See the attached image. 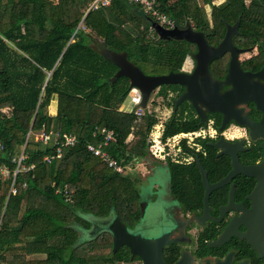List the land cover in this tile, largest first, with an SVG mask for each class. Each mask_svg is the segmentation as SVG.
<instances>
[{
  "label": "trees",
  "instance_id": "trees-1",
  "mask_svg": "<svg viewBox=\"0 0 264 264\" xmlns=\"http://www.w3.org/2000/svg\"><path fill=\"white\" fill-rule=\"evenodd\" d=\"M157 2L179 26L204 24L200 0ZM91 3L0 0V142L6 147L0 166L16 170L13 160L24 147L25 164L35 165L18 175L16 195H10V180L0 181V264H116L123 253H113L111 232L81 241L80 231L92 226L87 217L120 218L127 224L141 216L139 181L116 173L88 146L98 145L107 128L117 142L106 150L126 170L147 159L150 134L159 122L157 97L168 109L173 98L161 89L151 114L123 109L130 81L121 77L113 83L117 65L92 45L105 40L110 50L127 52L146 75L161 76L176 72L178 63L180 68L188 64L185 43L159 41L151 29L154 20L141 6L111 0L110 6L89 11ZM54 102L57 111L51 114ZM199 129L169 122L164 139ZM41 131L67 133L77 143L47 163L44 158L55 145L36 141L34 134Z\"/></svg>",
  "mask_w": 264,
  "mask_h": 264
},
{
  "label": "flooded vegetation",
  "instance_id": "flooded-vegetation-1",
  "mask_svg": "<svg viewBox=\"0 0 264 264\" xmlns=\"http://www.w3.org/2000/svg\"><path fill=\"white\" fill-rule=\"evenodd\" d=\"M202 3L204 24L192 29L208 54L222 49L209 64L212 83L197 79L199 46L185 44L188 68L176 71L189 76L201 110L183 102L161 118L165 129L177 121L201 135L150 156L140 187L149 194L125 224L130 240L116 264H264V0ZM172 87L173 101L186 92Z\"/></svg>",
  "mask_w": 264,
  "mask_h": 264
},
{
  "label": "water",
  "instance_id": "water-1",
  "mask_svg": "<svg viewBox=\"0 0 264 264\" xmlns=\"http://www.w3.org/2000/svg\"><path fill=\"white\" fill-rule=\"evenodd\" d=\"M152 29L157 34L159 41H179L184 42L186 45L194 43L199 46V55L196 56L198 60V67L196 69V75L198 80H202L203 83L211 82L212 77L209 71V64L212 58L218 57L222 53L221 48L211 50V53H207V43L202 33H196L192 29L191 23L188 21L185 26L177 25L173 29H168L156 22L152 23ZM92 48L97 51L104 59L113 62L118 67V72L112 78V82H116L121 77H126L130 81L129 88L131 91L136 89L141 96V101L138 107L147 109L149 101L153 95L163 86H175L182 85L186 88V92L179 98H176L173 102L175 109H177L183 102H190L197 110H201L198 104L195 102L191 95V88L188 83L189 76L182 71L171 72L167 75L161 76H149L146 75L140 67L131 62L128 58L127 52H115L107 47L105 40L101 41L97 39L92 45ZM250 169H245L249 171ZM110 232L113 234V253L125 244H129L130 238L127 236L125 230V224L120 218H115L110 227ZM138 242V241H134Z\"/></svg>",
  "mask_w": 264,
  "mask_h": 264
},
{
  "label": "built area",
  "instance_id": "built-area-1",
  "mask_svg": "<svg viewBox=\"0 0 264 264\" xmlns=\"http://www.w3.org/2000/svg\"><path fill=\"white\" fill-rule=\"evenodd\" d=\"M133 4H140L143 8L145 14H147L154 22L163 25L168 29H173L177 26V22L170 16L162 13L159 10V4L157 0H126ZM111 4V0H92L90 4V10H98L102 7H108ZM133 91L137 92L136 96H132V101L136 102V112L138 116H143L146 113L151 114V109H142L138 107V104L141 101L140 93L134 89ZM149 107V106H148ZM165 128L162 124L161 118L159 117V122L154 126L150 138H149V152L154 157H159L162 152V145L165 142H179L182 139L193 140L200 136V132H189V133H180L172 137L164 139ZM102 140L98 145H89L88 150L95 156L101 158L109 168L113 169L118 174H126L127 170L120 162L114 159L106 150L107 147L115 144L117 142V135L113 130L107 128L101 131ZM36 141L41 142L43 145H49V143L54 142V150L52 154L47 155L44 160L47 163H51L56 159H60L63 155V149L67 147H73L77 143L75 136L68 135L66 133L60 132H50L41 131L38 134H34ZM32 131L28 135V140L32 139ZM6 150L5 145L0 142V154ZM27 157L25 156V147L22 149L21 154L14 159L13 161L17 163L16 170H11L7 165L0 166V181L10 180L11 188L10 195H16L19 192V187L17 183L18 175L22 172H28L35 168V165L27 166L25 164ZM26 183L23 185V188H26Z\"/></svg>",
  "mask_w": 264,
  "mask_h": 264
},
{
  "label": "rangeland",
  "instance_id": "rangeland-1",
  "mask_svg": "<svg viewBox=\"0 0 264 264\" xmlns=\"http://www.w3.org/2000/svg\"><path fill=\"white\" fill-rule=\"evenodd\" d=\"M200 4H203V3L200 2ZM187 59H188V57H187ZM188 61H189V59H188ZM187 68H188V64L183 67V69H187ZM161 89L163 91H168L169 93L173 92V87L172 86H163ZM136 95H137V92L131 91V96L127 99V101L124 104L125 110L131 111V110L136 109V106H137L136 102L132 101V98H131L132 96H136ZM156 97L157 96H155V95H153L151 97V99L149 101V104H148L149 107H147L148 110L151 109L152 102L154 101V99H156ZM157 98L159 99L158 105L156 107L157 115L160 118H163L164 114L167 112L166 109H168V108L164 106L163 102H161V100L163 99L162 97H157ZM151 159H152L151 157H148L147 159L135 162V163L130 164V165L127 166V172L128 173L126 172V174L132 175L133 178H136L139 181L138 182L139 188L141 187L142 182L145 179V175L148 172V169H149L148 164L150 166H153V163H152L153 161ZM140 190H141V188H140ZM148 194H149L148 189H144V187H143L142 190H141V195H142L143 200H145L148 197ZM87 219L91 222L92 226H91V228H90V230L88 232L86 231L85 233H83L82 231H80L81 241L94 239V238H96L97 236H99L101 233H103L105 231L110 232L111 231L110 230L111 222L113 221L114 218L113 217H110V218H96V217H93V216H88ZM35 258L36 259H42L43 256H36Z\"/></svg>",
  "mask_w": 264,
  "mask_h": 264
},
{
  "label": "crops",
  "instance_id": "crops-1",
  "mask_svg": "<svg viewBox=\"0 0 264 264\" xmlns=\"http://www.w3.org/2000/svg\"><path fill=\"white\" fill-rule=\"evenodd\" d=\"M56 1H59V2H61L62 0H56ZM126 1V0H125ZM128 2V1H127ZM128 3H130V2H128ZM130 4H133V3H130ZM133 5H138V6H141L140 4H133ZM141 8H142V6H141ZM14 11H15V17L13 18V21H15L16 19H17V16H18V14H19V11H20V6L19 5H17L16 7H15V9H14ZM142 11H143V8H142ZM144 12V11H143ZM145 13V12H144ZM147 15V14H146ZM152 29V28H151ZM152 31H153V29H152ZM178 65H179V63H178ZM56 102H54L53 103V106H51V108H50V113L51 114H56V111H57V109H56ZM123 109H125L124 107H123ZM166 109V108H165ZM135 110V112H136V109H134ZM166 110H168V109H166ZM67 134V133H66ZM109 153V152H108Z\"/></svg>",
  "mask_w": 264,
  "mask_h": 264
}]
</instances>
